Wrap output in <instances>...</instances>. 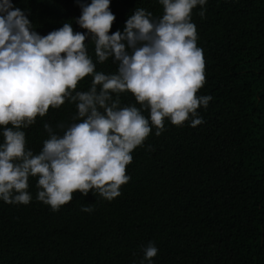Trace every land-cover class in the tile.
<instances>
[{
  "label": "trees",
  "instance_id": "1",
  "mask_svg": "<svg viewBox=\"0 0 264 264\" xmlns=\"http://www.w3.org/2000/svg\"><path fill=\"white\" fill-rule=\"evenodd\" d=\"M11 2L40 35L66 22L86 33L76 22L77 0ZM204 7L205 19L200 6L192 13L206 62L198 95L213 97L198 109L204 122L176 127L166 119L160 136L153 128L133 151L131 179L112 201L76 192L53 212L36 200L37 178H30L31 203L0 200V264H141V246L150 241L159 249L151 264H264V0H207ZM137 8L153 18L163 14L159 0H111L116 20L109 34L123 32ZM86 43L96 71L115 74L112 58L97 63L90 37ZM92 79L77 91H87ZM120 99L139 107L130 92ZM76 112L70 101L50 108L23 129L26 147L39 154L48 138L44 123L62 135L57 125L76 122Z\"/></svg>",
  "mask_w": 264,
  "mask_h": 264
},
{
  "label": "clouds",
  "instance_id": "2",
  "mask_svg": "<svg viewBox=\"0 0 264 264\" xmlns=\"http://www.w3.org/2000/svg\"><path fill=\"white\" fill-rule=\"evenodd\" d=\"M77 3L82 12L76 22L86 33L66 22L40 35L23 10L11 0H0V200L8 204L31 203L32 177L37 178L36 200L53 212L76 192L114 200L131 179L126 169L133 151L144 145L152 129L162 135L166 119L176 127L201 125L198 109H207L213 100L198 95L206 83V62L192 22L197 6L200 18H206L207 0H159L161 17L137 8L123 32L112 34L116 17L111 0ZM89 37L97 63L112 58L115 74L96 71ZM88 76L93 77L90 88L77 91ZM129 92L139 107L121 106V94ZM66 101L76 105V122L58 124L62 135L44 123L48 138L34 154L26 147L23 129ZM81 210L91 213L94 208ZM141 251V264H151L159 249L150 241Z\"/></svg>",
  "mask_w": 264,
  "mask_h": 264
}]
</instances>
